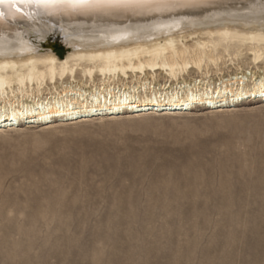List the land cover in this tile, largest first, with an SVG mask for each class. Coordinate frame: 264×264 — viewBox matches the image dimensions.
<instances>
[{
    "label": "rangeland",
    "instance_id": "374dc122",
    "mask_svg": "<svg viewBox=\"0 0 264 264\" xmlns=\"http://www.w3.org/2000/svg\"><path fill=\"white\" fill-rule=\"evenodd\" d=\"M218 109L1 129L0 264H264V100Z\"/></svg>",
    "mask_w": 264,
    "mask_h": 264
},
{
    "label": "bare ground",
    "instance_id": "6f19581e",
    "mask_svg": "<svg viewBox=\"0 0 264 264\" xmlns=\"http://www.w3.org/2000/svg\"><path fill=\"white\" fill-rule=\"evenodd\" d=\"M18 7L0 5V131L264 100V71L250 81L247 74L185 80L244 55L256 68L264 64V0H33ZM50 36L68 49L63 58L42 51ZM157 73L167 83L156 89Z\"/></svg>",
    "mask_w": 264,
    "mask_h": 264
},
{
    "label": "snow or ice",
    "instance_id": "6c2138e0",
    "mask_svg": "<svg viewBox=\"0 0 264 264\" xmlns=\"http://www.w3.org/2000/svg\"><path fill=\"white\" fill-rule=\"evenodd\" d=\"M30 2H33V0H0V5H6L9 12H11L13 9H15L16 12H19V4H28ZM35 2L39 3V0H35ZM3 14V12H0V15Z\"/></svg>",
    "mask_w": 264,
    "mask_h": 264
},
{
    "label": "water",
    "instance_id": "95a60500",
    "mask_svg": "<svg viewBox=\"0 0 264 264\" xmlns=\"http://www.w3.org/2000/svg\"><path fill=\"white\" fill-rule=\"evenodd\" d=\"M54 39V41H56V42H58V43H60V44H62V42H61V39H59L57 36L56 37H54L53 38ZM63 45V47H65V45L64 44H62ZM66 48V47H65ZM155 110H157V111H163L164 109L163 108H156ZM179 110V109H178ZM63 120H65L66 121V119H63ZM69 120V119H68ZM22 124V123H21ZM27 123H24V124H22V125H26ZM0 126H6V125H0ZM8 126V125H7ZM9 126H11V125H9Z\"/></svg>",
    "mask_w": 264,
    "mask_h": 264
}]
</instances>
